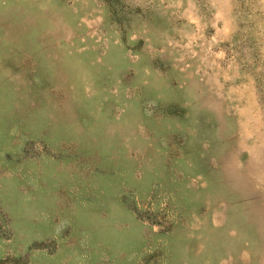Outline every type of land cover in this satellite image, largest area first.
Segmentation results:
<instances>
[{
  "label": "rangeland",
  "instance_id": "374dc122",
  "mask_svg": "<svg viewBox=\"0 0 264 264\" xmlns=\"http://www.w3.org/2000/svg\"><path fill=\"white\" fill-rule=\"evenodd\" d=\"M0 264H264V0H0Z\"/></svg>",
  "mask_w": 264,
  "mask_h": 264
}]
</instances>
